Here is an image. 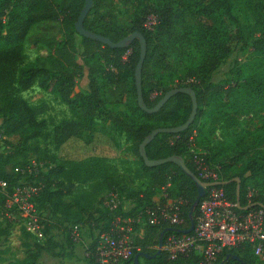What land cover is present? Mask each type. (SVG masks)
<instances>
[{
  "label": "trees",
  "instance_id": "1",
  "mask_svg": "<svg viewBox=\"0 0 264 264\" xmlns=\"http://www.w3.org/2000/svg\"><path fill=\"white\" fill-rule=\"evenodd\" d=\"M117 4L133 12L138 22L131 34H142L147 44L142 69V94L147 108L154 109L168 92L180 88H191L198 102V114L193 124L179 134L159 135L146 147L147 156L151 161L182 158L187 168L202 181L193 163L188 140L194 131L199 138L206 129L205 108L264 112V69L247 77L237 70L234 81H214L218 69L233 54L240 56L251 50L264 56V0H93L84 28L114 44L128 37L114 15ZM84 6L85 0H0V133L6 139L18 142L15 147L8 143L9 147L0 152V184L6 183L9 193L25 183L43 184L45 187L36 199L45 245H25V260L10 264H40L44 255L56 247L52 231L59 225L65 227V235L70 240V230L74 226L94 222L98 229H105L111 219L102 205L99 215L89 200L69 196V184L73 180L85 184L104 179L107 172L97 159L80 165L72 173L60 167L47 170L46 166L37 177L28 178L15 173L16 168H25L33 161L28 160V155L37 156L38 160L34 161L38 163L44 160L40 156L38 140L43 132L41 118L48 112L46 104L31 106L19 96L20 93L29 91L37 84L43 92L53 95L67 107L72 119L62 121L54 129L53 140L58 147L96 132L97 120L105 113L103 80L110 85V99L118 100L128 94L134 95L136 100L138 98L135 69L140 59L139 41L135 40L126 49H112L81 37L75 26ZM237 13L244 17L245 23ZM147 17L155 19L156 28L153 31L141 23V19ZM39 26L41 34L30 36L33 29ZM27 41L36 49L44 48L48 52L47 57L27 62L23 51ZM185 43H192L201 49L207 60L188 70L183 84L156 94L159 88L155 70L162 67L168 58L178 55ZM237 65L235 60L234 66ZM128 69L133 74L130 83L124 76ZM79 82H83V85L79 86ZM77 86L81 87L82 94L73 97ZM191 113V98L178 94L155 114L143 112L137 101L128 118L120 114L108 116L110 123L133 143V151L140 159L141 172L150 180V188L142 193L127 197L119 187L107 193L117 192L133 205L131 210L120 209L118 213L127 217L140 213L146 206H154L156 203L152 199L155 192L165 189L172 200L187 203L182 209L184 223L181 226H145L141 230L142 237L134 242L131 264H135V257L139 255H142L139 264L141 261L145 264L202 263V258L196 252L176 261H169L164 252L158 255L159 238L166 229L173 231L165 234L164 242L170 235L183 236L179 231L189 228V212L196 200L197 188L174 164L149 168L139 154L141 144L154 130L183 126ZM219 123V117L213 119V124ZM243 137L233 155L223 159L216 167L210 157H204L219 174L218 182L226 183L216 188L223 190L228 200L235 204L236 180H240V203L236 211L246 215L264 210V204H249L247 201L248 186L264 183V164L258 157L249 156L245 150L249 143L264 146V124L251 136ZM64 174L67 183L60 178ZM6 205L7 198L0 188V218L7 219L11 212ZM197 214L198 209L195 217ZM24 232L26 238H33ZM94 250L95 241L87 251L88 264L95 262ZM258 259L253 247L244 245L234 250L225 249L215 264H258Z\"/></svg>",
  "mask_w": 264,
  "mask_h": 264
},
{
  "label": "rangeland",
  "instance_id": "2",
  "mask_svg": "<svg viewBox=\"0 0 264 264\" xmlns=\"http://www.w3.org/2000/svg\"><path fill=\"white\" fill-rule=\"evenodd\" d=\"M114 15L120 28L130 36L132 28L138 22L133 16V12L117 4ZM237 15L245 23L244 17L240 13H237ZM141 23L149 30L153 31L156 28V22L153 17L142 18ZM41 32V27H36L30 33V36L39 35ZM23 51L27 56V62H35L38 58L45 59L48 55L44 48L36 49L29 41L25 42ZM219 57H222V55L219 54ZM206 60L207 57L201 49H197L192 43H185L178 55L168 58L162 67L155 70L157 87L159 88L156 94L160 95L166 88L183 84L188 70L199 66ZM235 60L238 62L237 66H234ZM263 69L264 56L247 50L240 56H236V54L230 56L226 64L222 65L216 72L214 81H234V73L237 70L243 77H247ZM124 76L127 82H132L133 74L131 69L126 70ZM106 83L103 80L105 99L103 107L105 113L97 120L96 132L91 135H85L79 140H71L61 147L54 143L53 134L54 129L62 121L72 119L67 107L53 95L43 92L37 84L29 91L19 94L31 106H40L44 103L48 107L47 114L41 118L43 132L38 140V147L41 150L40 156L44 159L42 163L47 170L60 167L65 172L72 173L80 165L89 163L94 159L101 162L99 164L107 172L104 179L89 181L85 184L73 180L69 184L71 186L69 196L89 200L95 210L99 212V215L100 211L102 212L101 202L110 190L119 187L124 190L125 196L128 197L130 194L142 193L150 188V180L141 172L140 159L133 151V143L128 140L123 132L114 127L108 118V116L119 114L126 118L131 116L137 103L136 97L128 94L118 100H112L109 97L110 85H106ZM81 85H83V82H79V86ZM80 88L78 86L75 88L73 97L82 94ZM156 94H154V97ZM205 112L207 116L204 121L207 122V127L203 134L197 138L195 151L201 157H210L215 167L222 163L223 159L233 155L234 149L240 146L243 136H251L264 124V112L245 110L230 112L217 110L212 107L205 108ZM216 117L220 118L219 124H213V119ZM8 143L13 147L18 144L15 139L1 138L0 152L9 147ZM245 150L248 151L249 156L258 157L259 161L264 164V146L249 143ZM28 157V160H38L37 156L28 155ZM60 178L64 182H68L65 174ZM170 199H172L170 193L165 189L155 192L152 201L159 203ZM247 201L249 204H264V183L259 185L250 184L248 186ZM126 207L129 208L128 204ZM94 231L89 229L86 234L89 235V232ZM53 235L65 242L67 240L64 226L59 225L58 228L54 229ZM25 245L30 247L34 245L44 246L45 240L26 238L19 214H14L7 219L1 217L0 264H10L25 260ZM197 254L202 258V261L205 260L203 252H198ZM39 263H45V255ZM142 264L145 263L142 262ZM258 264H264V261H258Z\"/></svg>",
  "mask_w": 264,
  "mask_h": 264
},
{
  "label": "built area",
  "instance_id": "3",
  "mask_svg": "<svg viewBox=\"0 0 264 264\" xmlns=\"http://www.w3.org/2000/svg\"><path fill=\"white\" fill-rule=\"evenodd\" d=\"M1 138L5 137L0 133V141ZM196 141L197 133L194 131L188 145L196 170L203 182L217 183L219 174L206 158L196 153ZM44 170L43 163L32 161L25 168H16L15 173L31 178L37 177ZM0 188L7 198L6 208L11 211L8 218L19 214L26 233L43 240V224L41 214L37 211L36 199L43 192L44 185L20 184L12 193L7 191L6 183H1ZM207 193L198 207L192 236L174 234L165 239L163 252L168 260L176 261L192 252H203L205 260L201 264H215L225 249L234 250L244 245H251L254 255L264 259V210L241 215L236 211L238 205L230 202L223 190L211 187ZM186 205L183 200L170 199L146 206L140 213L125 217L118 211H129L133 205L119 193L111 192L102 202V209L111 217L107 227L98 229L94 222L77 225L71 228L70 238L80 244L83 231L93 229L96 231L94 264H131L134 242L140 238L141 230L145 226H181L184 223L182 209Z\"/></svg>",
  "mask_w": 264,
  "mask_h": 264
},
{
  "label": "water",
  "instance_id": "4",
  "mask_svg": "<svg viewBox=\"0 0 264 264\" xmlns=\"http://www.w3.org/2000/svg\"><path fill=\"white\" fill-rule=\"evenodd\" d=\"M92 6H93V0H85V6H84V8L81 12V15L79 17V20L75 26L76 32L78 35H80L81 37L90 39V40L97 41V42L102 43L104 45H107L108 47H110L112 49H126L135 40H138L140 43V49H141L140 50V59H139V62L137 64V67L135 69V84H136L137 96H138V98H137L138 106L140 107V109L143 112H145L147 114L158 113L167 104V102L172 97H174L178 94H185L191 98L192 113H191L188 121L186 122V124H184L183 126L177 127V128L154 130L152 132V134L144 140V142L141 144V146L139 148V154H140L141 158L143 159V161L145 162L147 167L155 168V167L167 164V163H172L175 166L179 167L180 170L195 183L196 188H197V197H196V200L194 201V203L191 207V210L189 212V228L186 230L179 231V233L181 235L188 236V235L192 234L194 231L195 213H196L201 201L205 198L206 193H207V189L211 188V187H219V186L225 185L226 183L225 184L219 183V182H217V183H206V182L201 181L197 176H195L187 168L185 161L179 157H170V158H167L164 160L151 161V160H149V158L147 156L146 147L151 142H153V140H155V138H157L161 134H179L181 132L186 131L193 124V122L195 121L197 114H198V102H197L196 94L191 88H180L177 90H172L164 96V98L157 104V106L154 109H152V110L148 109L145 102H144L143 94H142V69H143V66H144V63L146 60V56H147V44H146L145 38L140 33H133L130 36L123 39L118 44H114L109 39H107L101 35L88 32L84 28V21H85L87 15L89 14ZM236 182L238 183V186H237V204L239 206V203H240V180L237 179ZM249 208H250V206L247 207L246 210H248ZM171 231H173V230L166 229L160 235L159 245H158V255H160L163 252L165 234L169 233ZM140 257H142V255L135 257V261H134L135 264H139V258ZM146 257L149 258L148 256H146Z\"/></svg>",
  "mask_w": 264,
  "mask_h": 264
},
{
  "label": "crops",
  "instance_id": "5",
  "mask_svg": "<svg viewBox=\"0 0 264 264\" xmlns=\"http://www.w3.org/2000/svg\"><path fill=\"white\" fill-rule=\"evenodd\" d=\"M87 232L88 230L83 231L81 243L76 244L71 238L65 242L61 238L55 237L52 231L53 241L56 247L52 252L49 251V253L45 254V264H88L87 251L96 239V232H89V235L86 234ZM139 236L141 238L142 233ZM259 261L263 262L264 259H259Z\"/></svg>",
  "mask_w": 264,
  "mask_h": 264
}]
</instances>
